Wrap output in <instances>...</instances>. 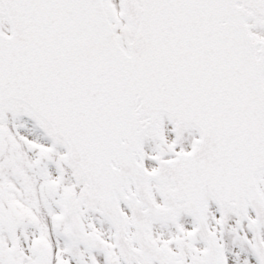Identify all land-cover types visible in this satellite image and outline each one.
Listing matches in <instances>:
<instances>
[{"label": "snow or ice", "instance_id": "1", "mask_svg": "<svg viewBox=\"0 0 264 264\" xmlns=\"http://www.w3.org/2000/svg\"><path fill=\"white\" fill-rule=\"evenodd\" d=\"M0 264H264V0H0Z\"/></svg>", "mask_w": 264, "mask_h": 264}]
</instances>
